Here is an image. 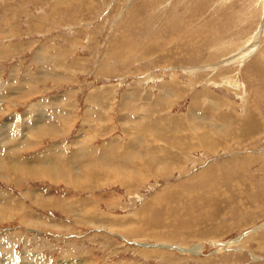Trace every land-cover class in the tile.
Instances as JSON below:
<instances>
[{
    "label": "rangeland",
    "instance_id": "374dc122",
    "mask_svg": "<svg viewBox=\"0 0 264 264\" xmlns=\"http://www.w3.org/2000/svg\"><path fill=\"white\" fill-rule=\"evenodd\" d=\"M263 92L264 0H0V253L264 264Z\"/></svg>",
    "mask_w": 264,
    "mask_h": 264
},
{
    "label": "bare ground",
    "instance_id": "6f19581e",
    "mask_svg": "<svg viewBox=\"0 0 264 264\" xmlns=\"http://www.w3.org/2000/svg\"><path fill=\"white\" fill-rule=\"evenodd\" d=\"M244 50V48L242 49V51ZM246 50V49H245ZM249 51V50H248ZM244 52V51H243ZM245 53H247L246 51H245ZM242 56H243V53L241 54ZM244 55H246V54H244ZM248 55V54H247ZM245 56H243V58H244ZM240 58H242V57H240ZM245 59V58H244ZM253 62V61H252ZM255 70V69H254ZM262 75V74H261ZM239 85V84H238ZM238 87V86H237ZM236 89V88H235ZM238 89V88H237ZM240 90V89H239ZM264 93V92H263ZM243 102V101H242ZM246 103V102H245ZM245 103H243V104H245ZM242 106H244V105H242ZM235 107V106H234ZM245 107V106H244ZM236 108V107H235ZM232 110H234L233 108H231ZM245 109V111H246V113L248 114V116L247 117H244V118H246V119H244V122L245 123H248L249 121L251 122V120L253 121V123L250 125V124H248V126H247V128H246V131H245V135H247V134H251V132L253 131V129H254V121L255 120H258L257 119V115L254 113H252V112H255L253 109H251V106H248L247 107V105H246V107L244 108ZM2 112V111H1ZM234 112L237 114V111H236V109L234 110ZM234 114V113H233ZM235 115V114H234ZM236 116V115H235ZM262 116V115H261ZM261 118V117H260ZM259 118V119H260ZM262 119V118H261ZM31 137V136H30ZM10 141V140H9ZM13 151V150H12ZM76 156V155H75ZM16 158V157H15ZM105 158V157H104ZM106 159V158H105ZM33 160V159H32ZM107 160V159H106ZM19 164V163H18ZM26 165V164H25ZM7 167V168H6ZM16 168V163H15V160L14 159H8L5 163H4V160H1L0 159V175L2 176L4 173H7L8 172V170H13V169H15ZM8 169V170H7ZM17 170V169H16ZM12 172V171H11ZM0 193H2V192H0ZM5 193V192H4ZM2 195H4V194H2ZM6 195V194H5ZM208 199H210V197H207ZM3 199H5V201L3 200ZM13 200H14V198H13V196H10V195H6L5 197H2V198H0V213L1 214H3V211L4 210H6V206H7V204L9 205L10 203H12L13 202ZM5 202V203H4ZM47 204V203H46ZM55 205V204H54ZM60 205H61V203H60ZM185 209V208H184ZM9 210L7 209L6 210V212H8ZM5 212V211H4ZM13 214V213H12ZM0 216H2V215H0ZM15 217V216H14ZM9 218V217H8ZM13 218V217H12ZM149 221V220H148ZM151 221V220H150ZM153 222V221H152ZM152 222H150L151 224H152ZM148 224V223H147ZM151 224H149L150 226H151ZM158 224V223H157ZM146 250V249H145ZM194 251H197L196 250V248L194 249ZM142 253V252H141ZM174 253V252H173ZM31 255V254H30ZM33 256V255H32ZM24 257H30V256H28V255H25ZM34 257H36V256H34ZM11 258V259H10ZM27 258V259H28ZM30 258H32V257H30ZM0 264H15V257L14 256H11V255H8L7 256V254H6V257L4 256V254L3 253H0ZM19 260V259H18ZM23 260H25V259H23ZM26 261V260H25ZM30 263H26V264H39V263H41V259L39 258V257H36L34 260H31V261H29ZM25 263V262H24ZM24 263H22V264H24ZM43 263V262H42ZM76 263V262H75ZM64 264H66V263H64ZM67 264H69V263H67ZM72 264V263H71ZM73 264H74V261H73ZM79 264V263H78Z\"/></svg>",
    "mask_w": 264,
    "mask_h": 264
}]
</instances>
